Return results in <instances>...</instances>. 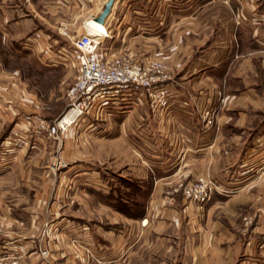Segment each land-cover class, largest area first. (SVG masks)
I'll use <instances>...</instances> for the list:
<instances>
[{
  "label": "crops",
  "instance_id": "0c3cea01",
  "mask_svg": "<svg viewBox=\"0 0 264 264\" xmlns=\"http://www.w3.org/2000/svg\"><path fill=\"white\" fill-rule=\"evenodd\" d=\"M105 1L0 0V103L13 111L0 113V147L24 117L61 113L46 115L20 65L4 61L22 57L9 45L27 34L49 57L56 42L73 47L88 20L108 32L103 52L162 61L169 73L156 108L141 90L16 148L9 172L0 159L1 247L18 264H264V172L246 170L264 137V0H114L98 23ZM51 60L60 85L73 77L75 60ZM53 154L67 159L65 174ZM198 176L235 189L198 206L177 189ZM46 222L56 228L48 238Z\"/></svg>",
  "mask_w": 264,
  "mask_h": 264
},
{
  "label": "built area",
  "instance_id": "2783aa9c",
  "mask_svg": "<svg viewBox=\"0 0 264 264\" xmlns=\"http://www.w3.org/2000/svg\"><path fill=\"white\" fill-rule=\"evenodd\" d=\"M106 35L107 30L90 24L88 20L85 21V33L73 42L77 51L74 59L76 66L74 79L65 89V96L68 99L66 109L53 120L24 117L23 124L13 126L4 137L0 147L1 157L11 156L20 146H33L40 136L60 135L84 119L87 114L97 115L110 101L119 99L132 101L134 95H139L141 90L152 98L154 108L164 102V97L169 92V88L162 84L163 80L169 78L165 64L162 61L143 62L124 54L105 53L101 50V44L102 38ZM66 49L63 54L66 58L72 59L73 51L70 48ZM0 104V113H4L6 109L12 111L10 105ZM14 112L18 114L17 117L23 116L17 108H14ZM208 116L207 112L208 122H211ZM55 155L52 167H66V159L61 155ZM177 189L184 198L198 206L208 203L215 190L223 193L232 192L229 187L223 186L210 176H198L180 183ZM141 222L144 224L146 219H142ZM47 230L49 229L45 231ZM1 246L0 264H18L17 258L10 256L8 248ZM39 251L52 260L45 245L39 244Z\"/></svg>",
  "mask_w": 264,
  "mask_h": 264
},
{
  "label": "rangeland",
  "instance_id": "374dc122",
  "mask_svg": "<svg viewBox=\"0 0 264 264\" xmlns=\"http://www.w3.org/2000/svg\"><path fill=\"white\" fill-rule=\"evenodd\" d=\"M257 14H259V12ZM259 18H260V15H254V24L257 22ZM34 36H35L34 34L33 35L27 34L22 39L13 41L12 42L13 44L9 45L10 48H12L13 50L17 48L18 51H16V55H21L22 57L18 58V57L9 56L6 54L4 56V61L7 63L6 65L8 67H15V66L20 65L21 75L23 78H25L28 86H30L33 90L37 92V94L41 97L42 101L46 102V105H45L46 108L44 109V113L46 115L54 117L58 112L62 113L68 105V99L65 96V89L73 81L75 70L73 73L74 74L73 77L72 78L69 77L62 83V85H60L59 80L62 76V71H61L62 68L59 67V69H61L59 71L58 70L47 71V69H45V64L49 63L47 60L50 61V59H53L51 61L59 65L63 64L62 62H66V61L70 62L74 60L75 59L74 56L71 59V58H66V56L63 54V52L65 53L64 48L72 49L74 46L72 47V44L70 45L69 43H65V42H56L50 46L51 56L43 57L40 55L41 56L40 58L38 57L39 54H37L38 49H36V45H37L36 39L38 38L34 39L33 38ZM215 43L216 41L215 42L213 41L212 44L209 46H215ZM32 52H35V53L32 54ZM26 53L28 54L26 55ZM75 66L73 65L74 67L73 69H75ZM262 126H264L263 123H262ZM57 136H60V135H57ZM263 148H264V137L260 138V141H256V140L254 141V152H257L259 154L256 157L257 153H254V165L252 164L251 166L249 162V164L247 165L248 167L246 168L247 171L253 172L254 176L259 175L261 172H264V150ZM54 155L55 154H53L52 156L53 159H54ZM12 158H13L12 154L11 156L9 155L5 157L0 156L1 161L4 162V167H5L4 169L7 170L8 172L11 171V166L9 165H11L12 163L11 161ZM52 160H51V163H52ZM66 162H67V159H66ZM66 168L67 167H60V168H55V169L57 170L58 173L63 175L65 174ZM246 170L242 168V169H239L237 173L242 174ZM77 184L78 182H74V183L70 182L66 184L65 188L68 191L72 190V188L74 190ZM227 187H229L232 190V192L235 189L234 186H227ZM46 229H49V230L45 231ZM55 230H56L55 227L54 228L50 227L49 222H46L41 228L40 236L41 237L46 236L48 238V236L55 234ZM85 251L91 256L92 252L90 249L87 248ZM89 260L90 261L88 264H99L100 263V261H96L95 258L90 257Z\"/></svg>",
  "mask_w": 264,
  "mask_h": 264
},
{
  "label": "water",
  "instance_id": "95a60500",
  "mask_svg": "<svg viewBox=\"0 0 264 264\" xmlns=\"http://www.w3.org/2000/svg\"><path fill=\"white\" fill-rule=\"evenodd\" d=\"M113 2L114 0H106L102 10L97 15L94 16V19L100 23H104L106 16L111 11V6Z\"/></svg>",
  "mask_w": 264,
  "mask_h": 264
},
{
  "label": "trees",
  "instance_id": "16d2710c",
  "mask_svg": "<svg viewBox=\"0 0 264 264\" xmlns=\"http://www.w3.org/2000/svg\"><path fill=\"white\" fill-rule=\"evenodd\" d=\"M119 207V209H122L123 211H127V209H125V208H122V207H120V206H118Z\"/></svg>",
  "mask_w": 264,
  "mask_h": 264
},
{
  "label": "bare ground",
  "instance_id": "6f19581e",
  "mask_svg": "<svg viewBox=\"0 0 264 264\" xmlns=\"http://www.w3.org/2000/svg\"><path fill=\"white\" fill-rule=\"evenodd\" d=\"M91 19H93V18H91ZM93 20H95V19H93ZM98 22V21H97ZM98 23H100V22H98ZM104 30H106V29H104ZM66 118H67V116H65Z\"/></svg>",
  "mask_w": 264,
  "mask_h": 264
}]
</instances>
